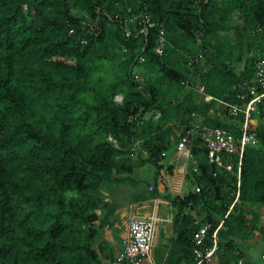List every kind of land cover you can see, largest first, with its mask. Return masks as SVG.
<instances>
[{"label": "trees", "instance_id": "trees-1", "mask_svg": "<svg viewBox=\"0 0 264 264\" xmlns=\"http://www.w3.org/2000/svg\"><path fill=\"white\" fill-rule=\"evenodd\" d=\"M138 16L156 26L140 33ZM262 59L264 0H0V264L110 257L103 232L116 209L104 190L148 163L159 174L194 113L238 138L242 115L207 97L242 104ZM257 109L264 118V101ZM190 150L193 191L165 196L172 238L156 264H194L197 229L210 225L211 245L220 221L218 251L229 253L264 206L263 147L244 149L239 187L236 156L222 158L228 172L199 140Z\"/></svg>", "mask_w": 264, "mask_h": 264}, {"label": "built area", "instance_id": "built-area-1", "mask_svg": "<svg viewBox=\"0 0 264 264\" xmlns=\"http://www.w3.org/2000/svg\"><path fill=\"white\" fill-rule=\"evenodd\" d=\"M138 21L142 24L140 33H147V29L155 27V23H150L144 17H133L131 22ZM128 36L129 33H126ZM165 44L164 32L159 31V37L155 46L157 55H161L162 48ZM139 62L144 61L143 57L138 58ZM255 80L251 84L243 85V91L237 94V99L241 101L240 105H233L227 102L218 101L208 96L207 99L215 101L222 109L229 110L231 116L242 115L240 125V135L235 138L228 130L222 128H211L201 125L198 116L194 113L188 119L180 133V138L175 147L180 152L184 161L189 163L192 159L190 146L194 141L199 140L205 147L207 157L210 163L215 164L228 172L232 170V164L222 163L224 156L237 157V187H239L240 167L244 149L249 146H256L258 139L256 134L251 130L252 115L257 112V107L264 101V59L258 61L255 65ZM135 80L139 77L135 74ZM199 93L203 92V87L197 88ZM119 98L117 96L115 99ZM152 187L149 190L152 191ZM198 191V189H196ZM159 219L151 215L146 218H133L128 223V237L124 242L122 253L112 261L111 264H156L152 258L154 242L156 240L157 225ZM210 229L209 224L202 225L197 229L193 236V256L194 264H215V258L218 253L217 233L223 229V222L220 221L211 235V245H206V239ZM264 259V255L262 256ZM239 264H242L239 261Z\"/></svg>", "mask_w": 264, "mask_h": 264}, {"label": "crops", "instance_id": "crops-1", "mask_svg": "<svg viewBox=\"0 0 264 264\" xmlns=\"http://www.w3.org/2000/svg\"><path fill=\"white\" fill-rule=\"evenodd\" d=\"M241 68L242 65H237V69ZM198 120H200L199 116ZM251 130L262 138L264 118L260 119L259 109L252 116ZM257 145L264 148V139L259 138ZM172 151V158L167 164L164 163V160L160 162L162 169L157 175L155 170L154 176L150 181L142 185L136 184L139 180L125 182L129 185V191L133 192L126 202L118 203L119 201L114 200L110 195V201L114 204L116 210L111 219L110 227L106 228V230L104 229L103 232V239L110 245V257L102 258L101 264H111L122 253L124 242L128 237V223L133 218H146L155 214L159 219L152 253L155 263L156 251L168 245L169 240L172 238L170 226L174 210L165 196L183 197L188 192L193 191V187L185 179L188 164L194 163L192 162L193 160L191 159L188 161L189 163H186L180 152H177L176 149ZM169 166L171 167L170 170H168ZM138 169H141V167ZM137 177L139 178V175ZM155 177H157L156 182L154 181ZM154 183L156 185L155 188L161 195L151 198L148 195L150 193L149 187L154 186ZM140 187L143 188L140 189ZM252 222H254L252 230L243 229L235 232L234 249L232 251L227 254L223 251H218L215 264H239V261L242 264H264V259L262 258L264 255V206L256 211V218Z\"/></svg>", "mask_w": 264, "mask_h": 264}, {"label": "rangeland", "instance_id": "rangeland-1", "mask_svg": "<svg viewBox=\"0 0 264 264\" xmlns=\"http://www.w3.org/2000/svg\"><path fill=\"white\" fill-rule=\"evenodd\" d=\"M140 69H142L140 67ZM139 68H136L135 71H140ZM121 100L122 98L119 96V98L115 99L117 104H121ZM260 143V142H259ZM173 151H168L166 153V158H164V163L167 164V162L172 158ZM138 174H137V172ZM132 173V175L130 176L132 180H139V182H136L137 185H142L145 184L146 182L150 181L155 173V167L148 163L146 165H144L143 167H141V169H138ZM137 175H139V178L137 177ZM137 177V179H136ZM127 182V181H126ZM123 185V186H122ZM112 188V189H111ZM143 187H140V189H142ZM111 189V190H110ZM109 189V191L106 189L104 190L105 195H107L110 199V195L111 198L113 197L114 200L119 201L120 202H126L127 199H129L130 195L133 193L131 190L129 191V185L128 183H121L118 186H111ZM110 192V193H109ZM131 216V215H130ZM106 230V228H105ZM109 231V230H107Z\"/></svg>", "mask_w": 264, "mask_h": 264}, {"label": "water", "instance_id": "water-1", "mask_svg": "<svg viewBox=\"0 0 264 264\" xmlns=\"http://www.w3.org/2000/svg\"><path fill=\"white\" fill-rule=\"evenodd\" d=\"M215 199H216V200L219 199V190H218L217 187L215 188Z\"/></svg>", "mask_w": 264, "mask_h": 264}]
</instances>
